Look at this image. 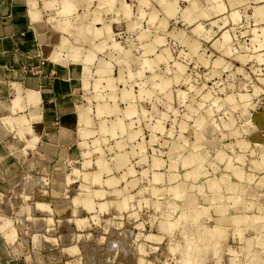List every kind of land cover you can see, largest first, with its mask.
<instances>
[{"label": "rangeland", "instance_id": "374dc122", "mask_svg": "<svg viewBox=\"0 0 264 264\" xmlns=\"http://www.w3.org/2000/svg\"><path fill=\"white\" fill-rule=\"evenodd\" d=\"M61 1L0 0V103L19 98L11 122L27 121L11 129L1 118L12 115L0 110V264H178L185 235L192 236V248L195 240L205 245L193 236L195 224L163 228L170 225L167 215L186 205L175 198L173 183L189 191L186 174L196 164L194 185L217 181L226 205L218 227L232 228L215 251L212 243L206 251L200 244L190 264H252L249 244L255 264H264V167L256 164L264 154V21L253 18L264 0H225L224 10L195 20L184 12L208 9L210 0H67L75 7L67 18ZM73 64L80 67L76 78ZM162 81H169L164 91ZM129 105L136 115L125 117ZM101 122L113 126L111 133H100ZM84 129L92 134L83 137ZM197 153L198 162L182 166ZM98 160L104 170L94 184ZM229 183L236 202L227 198ZM211 194L194 190L184 199L207 205L204 195ZM85 198L90 209L81 203ZM207 208L204 220L216 212ZM233 213L252 214L263 227H248L235 240L227 221Z\"/></svg>", "mask_w": 264, "mask_h": 264}, {"label": "bare ground", "instance_id": "6f19581e", "mask_svg": "<svg viewBox=\"0 0 264 264\" xmlns=\"http://www.w3.org/2000/svg\"><path fill=\"white\" fill-rule=\"evenodd\" d=\"M162 1H164L165 2V0H162ZM210 2H211V7H209L208 9H203V10H198V9H194L195 11L194 12H191V11H185L184 13V15L185 16H188V17H192V16H194V18L192 17V20H195V19H198V18H204V17H209L210 16V14H209V10L210 11H214L215 12V8H217L219 11H222V10H224L225 9V5H224V3H225V0H210ZM55 3V2H54ZM58 3V2H57ZM51 4H53V2L51 3ZM29 5H32V3L30 2L29 3ZM59 8L61 9V14H63L64 15V17L65 18H67V16H69L70 14H72V12L74 11V4H72L70 1H67V0H62L61 2H59ZM166 8H168V12L169 13H174V8H173V5H171V4H166ZM128 12V8L127 7H125V9H124V13H127ZM196 15H195V14ZM28 15H29V17H30V19L32 20V22H34L35 20V13H34V11H32V9L30 8L29 9V11H28ZM187 17V18H188ZM230 17H231V19L232 20H234V19H236L237 17H238V15L236 14V13H232L231 15H230ZM153 18L155 19V17L153 16ZM253 18H255V19H261V20H263L264 21V7L263 6H257V7H255L254 9H253ZM229 20V19H228ZM216 21H214L213 23H212V25L215 23ZM66 23H67V21H66ZM162 24V23H161ZM163 25V24H162ZM164 26V25H163ZM199 26V25H198ZM201 26V25H200ZM200 26H199V29H200ZM19 28H21V26H18ZM160 27H161V25H160ZM33 29V28H32ZM202 29V28H201ZM200 29V34L204 31H202ZM4 30L5 29H3L1 26H0V34H4L5 32H4ZM34 31V30H33ZM105 31H107V33L105 32V34L108 36V37H110V31H109V29L108 30H105ZM110 32V33H109ZM36 33V32H35ZM96 33H100V31L99 32H96ZM112 34V33H111ZM199 34V35H200ZM160 36V35H159ZM40 38L42 39L43 38V41L45 40V35H40ZM208 39V38H207ZM159 40H161V39H157V42H160ZM221 40H222V46H224V49L226 50L225 51V54H228L231 50L228 48V43H229V37H228V35L226 34V33H224V34H222V36H221ZM115 43V42H114ZM113 43V44H114ZM264 43V42H263ZM192 45V44H191ZM194 45V44H193ZM195 46V45H194ZM193 46V47H194ZM114 47H118V44H114ZM259 47H260V45H259ZM195 48V47H194ZM261 48V47H260ZM192 52V51H191ZM194 53V52H193ZM258 57V56H257ZM256 57V58H257ZM73 58H76V56L74 55L73 56ZM261 57L259 56V59H260ZM157 59L159 60V61H161V62H167V60L163 57V58H159V57H157ZM168 59H169V57H168ZM241 59V58H240ZM258 59V58H257ZM261 60V59H260ZM222 62V61H221ZM262 62V61H261ZM219 63V60H216L215 61V64H216V66H217V64ZM223 63V62H222ZM72 66V68H71V70H70V72H71V74H72V77L73 78H76L77 77V74H78V70H79V66H77V65H71ZM143 67H144V69H150V67H151V62H150V60H147V59H144V62H143ZM108 78V77H107ZM1 80V79H0ZM168 85H169V81H162L160 84H159V86H158V88L161 90V91H164L167 87H168ZM128 93H130V92H128ZM141 94L140 95H142L143 94V91H141L140 92ZM185 93L184 92H179L178 93V98H179V100H183V98L185 97ZM206 97V96H205ZM127 98V97H126ZM129 98V97H128ZM209 98V95H208V97H207V99ZM242 98V102L244 103V105L243 106H245V105H248L249 104V99H247L245 96H242L241 97ZM204 99H206V98H204ZM18 100H19V98H16V99H14V100H12L8 105H4V104H2V103H0V110L2 109L3 111L5 110V111H7V112H9L10 113V115H12V114H16V112H18L19 111V109H20V107H18ZM215 101V100H214ZM216 102V101H215ZM5 103V102H4ZM6 104V103H5ZM60 108L62 107L61 105L59 106ZM62 108H64V107H62ZM101 111H103V110H101ZM104 112V111H103ZM245 113V112H244ZM124 115H125V117H131L132 115H136V111L133 109V106L131 105H129L127 108H126V110L124 111ZM12 117H16V115H12V116H9V115H7V116H2V118H1V120L3 121V122H9V124H11V129H12V126H13V128H15V125L17 126V127H19L20 129H23V127H25V124H26V120L23 118V117H20L21 119H19V120H17L16 119V121H15V125L11 122L12 121ZM66 119L67 118H65L64 116L62 117V119H61V123L62 124H65V122H66ZM68 121H69V119H68ZM80 121L83 123V124H85V125H88V123H89V121H88V119H87V116H85V115H82V116H80ZM197 121H198V124H202V122H203V119L202 118H200V117H197ZM262 121V120H261ZM263 122V121H262ZM201 126V125H200ZM99 128H100V133H102V135H104V134H108V133H111V129H113V126H111L110 127V129H108L107 127H106V125H105V123H103V122H101V125L99 126ZM157 130L160 128V124H159V122H157V124H156V127H155ZM84 132H82L81 133V135L83 136V137H87V136H89V135H91L92 133H90L89 131H87V130H83ZM94 134V133H93ZM133 134V135H132ZM132 134H130L129 135V139L130 140H134L135 138H136V132H134V133H132ZM201 134V133H200ZM203 134H205L204 133V130H203ZM203 134H201L200 136H202ZM137 135H138V133H137ZM13 138H14V136H13ZM17 137H15V139H16ZM17 140L19 141L20 140V138L18 137L17 138ZM17 142V141H16ZM18 144H19V142H18ZM244 144V143H243ZM84 145V144H83ZM93 145H96V142L94 141V143H93ZM45 148L46 149H49L50 147L49 146H47V145H45ZM95 149H97L96 148V146H94V150ZM141 150V149H140ZM141 153H142V150L140 151ZM19 154V153H18ZM16 155V154H15ZM87 155V153H84L83 154V156H86ZM202 156V155H201ZM200 156V157H201ZM204 156V155H203ZM197 159H198V153L197 154H192V155H190V156H187V157H185L184 159H183V161H182V166L184 167V166H187V165H191V164H195L196 162H198L197 161ZM90 163H85V166H87V165H89ZM257 165H259V167L261 166V165H263V167H264V154L260 157V160L256 163ZM96 165H97V167H98V169H100L97 173H95L93 176H92V181H93V183L94 184H100V175H101V172L104 170V164H103V162L102 161H100V160H98L97 162H96ZM198 164H196V166L194 167V168H192L190 171H188L187 172V174H186V178H187V181H189V191H187L186 189H185V187H184V185L183 184H180V183H177V182H175V183H173V185H172V187H171V190L174 192V194H175V198L176 199H183V201H184V203L186 204V205H184V206H182V204H181V206H179V207H177L178 209H177V211L175 212V214H174V216L173 215H171V216H169V215H167V220H168V223H170V225H167V226H165V227H163V228H165V230L166 231H170V230H172L174 227H176V226H178L179 225V223L182 221H184L183 223L185 224V227L187 226V224L190 226L191 224L192 225H194V227H195V235L193 234V236H195L196 238L195 239H197V240H200V241H202V242H204L205 243V245H206V248H207V245L210 243H212L211 245H214V247L212 246H209L208 245V248L209 247H211L210 249H213V251H215V246H217V245H219L218 243L220 242V239L222 238V236H223V233H225L226 232V229H228V228H230V227H225V229H224V227L222 226L221 228H223V229H220V227H218V224L220 223V220L224 217V215H225V211H226V205H225V207H224V203H223V201H222V199L224 200V196H218L217 195V193L219 192L218 190H219V187H218V183H217V181L216 180H214V179H211V181L209 180V181H206V183H204L202 186H195L194 184H195V178L197 177V175H198V173H197V171H198ZM258 167V166H257ZM226 168L227 169H229L230 168V166H226ZM97 169V170H98ZM260 169H261V167H260ZM84 175V174H83ZM232 175L235 177V178H240L241 177V172L239 171V170H237V169H235L233 172H232ZM83 177V176H82ZM109 177V176H108ZM175 177V175L174 174H171V179H173ZM229 177V176H228ZM159 176L158 175H154V178H153V181H154V183L155 184H158L159 183ZM224 178V177H223ZM107 184V183H106ZM226 189L228 190H226L227 192V194H229L228 195V200L229 201H235L236 202V200H238V197H235V196H232V195H230L235 189H236V187L235 186H232L231 187V185H230V183L227 185V187H226ZM194 190H196V191H198V192H202V190H204V191H208V192H211L212 194H211V196H206V195H204V197H205V199L207 200V205L206 204H203L202 202L200 203H197L198 205H201L198 209H196L195 210V212L193 211L192 212V214L190 215L189 213H188V211L189 210H187V209H189V208H191V206H192V204L195 202V204H196V202H198L196 199L194 200V201H192L193 199H191V198H186V199H184V197H186V195L188 196V194H190V193H192ZM116 191V190H115ZM218 191V192H217ZM155 192H156V190H155ZM214 192V193H213ZM96 195H98V196H103L104 195V193H103V191L101 192V191H95L94 192ZM93 193V194H94ZM115 197V196H114ZM130 197V196H129ZM201 197H203L202 195H201ZM88 198V197H87ZM87 198H85L84 200H82V204L84 205V207L85 208H87V209H90V207H92V203L89 201V199H87ZM128 199H132V198H128ZM127 200V199H126ZM241 200V198L239 199V203L241 202L240 201ZM78 200H75L74 202H77ZM127 202V201H126ZM128 202H129V200H128ZM234 202V205L236 204ZM242 203V202H241ZM125 204V203H124ZM196 204V205H197ZM238 204V203H237ZM43 205V204H42ZM42 205H40L39 207H44V205L42 206ZM213 206V207H215V209H216V212H215V214H214V216L213 217H208L206 220H204L206 217L205 216H207L206 214V212L208 211V208H207V206ZM250 205L252 206V204L250 203ZM254 205V204H253ZM125 206V205H124ZM223 207V208H222ZM104 208V204H102V205H100V210L101 209H103ZM239 212V211H238ZM205 215V216H204ZM225 218V217H224ZM226 220V219H225ZM248 220H251L252 222L251 223H247V221ZM257 220H259V218L258 217H256V216H254V215H252V214H245V213H242V214H238V213H233L231 216H229V218H227V221L230 223V225L229 226H233V232H234V236H235V240H238L239 238H240V236L242 235V233H243V231L246 229V228H248V227H254V229L255 228H257V227H259V228H262L263 226L262 225H260V224H262V223H259V224H257L255 221H257ZM205 221H207L206 223H205ZM209 221V222H208ZM7 222V221H6ZM79 223H82V222H80L79 221ZM167 223V224H168ZM252 223H256V225L255 224H252ZM4 224V223H3ZM5 225H6V223H5ZM78 225V224H77ZM4 226V225H3ZM2 226V227H3ZM183 226V225H182ZM220 226V225H219ZM184 228V227H183ZM187 228V227H186ZM185 228V230H187ZM232 228V227H231ZM231 228L229 229V230H231ZM182 229V228H181ZM189 229V228H188ZM192 229H194V228H192ZM183 231H184V229L182 230V231H180V232H182V234L181 235H183V237H184V233H183ZM179 232V233H180ZM185 232V231H184ZM189 232H190V235H192L191 234V229L189 230ZM179 233H177L178 235H180ZM188 235V234H187ZM187 235H185V237L183 238L184 240H185V243H183V246L185 245L186 246V248L184 249V251H183V256L181 257V259L178 261V264H190V262L192 263V262H194L195 260H197V259H195L194 261H191V260H193L195 257H196V255L198 254V257H199V249L198 248H200V247H198V246H200V244L201 243H199V245L197 246V244L198 243H196V242H198V241H194V240H192V241H194V243H195V247H194V245H193V248L191 247V243H190V241H191V237L192 236H190L189 238L187 237ZM189 236V235H188ZM150 238V237H149ZM257 238V237H256ZM255 238V239H256ZM178 239V238H177ZM194 239V238H193ZM259 239V238H258ZM250 240H253L252 238H250ZM210 241V242H209ZM173 242V241H172ZM171 242V243H172ZM259 242V241H258ZM261 242H263V241H261ZM175 243V242H174ZM177 243V242H176ZM175 243V244H176ZM203 243V244H204ZM181 244V243H180ZM193 244V243H192ZM249 244V243H248ZM202 245V244H201ZM205 245L203 246L202 245V247H203V249L205 248ZM250 245V244H249ZM249 245H247V247H249V250H248V252H247V256L249 257V255L251 256V259H249L248 261H249V263H252V264H255V263H257V262H254L253 261V259L255 258L254 257V254H255V252H251L250 251V246ZM177 248V245L175 246V245H171V247H170V249L172 250V251H174L176 248ZM179 247V246H178ZM202 247H201V249H200V251L202 250ZM252 247V246H251ZM207 248V249H208ZM241 248V247H240ZM182 249V248H181ZM242 249V248H241ZM246 249V248H245ZM246 250V251H247ZM70 251H76L75 250V248H72ZM203 251V250H202ZM204 251H206V249H204ZM203 251V252H204ZM181 252H182V250H181ZM211 253V252H210ZM240 253V252H239ZM254 253V254H253ZM236 254V253H235ZM241 255V254H240ZM244 255V254H243ZM197 258V257H196ZM203 258H204V254H203ZM219 258V257H218ZM222 258V257H221ZM240 258V257H239ZM247 258V257H246ZM203 260V259H202ZM255 260V259H254ZM258 260V259H257ZM168 262V261H167ZM166 262V264H168ZM174 262V261H173ZM171 264V263H170ZM197 264H199V262L197 263Z\"/></svg>", "mask_w": 264, "mask_h": 264}]
</instances>
